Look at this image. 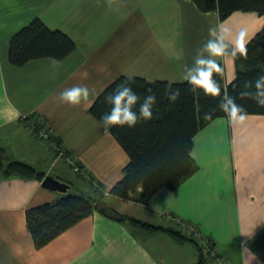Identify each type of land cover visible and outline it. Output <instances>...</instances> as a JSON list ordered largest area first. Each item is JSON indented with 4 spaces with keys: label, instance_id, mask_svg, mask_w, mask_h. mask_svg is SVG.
I'll return each mask as SVG.
<instances>
[{
    "label": "crops",
    "instance_id": "crops-1",
    "mask_svg": "<svg viewBox=\"0 0 264 264\" xmlns=\"http://www.w3.org/2000/svg\"><path fill=\"white\" fill-rule=\"evenodd\" d=\"M105 1L0 0L1 158L5 164L26 162L45 177L67 182L77 193L93 194V185L33 133L36 119L50 125L89 177L109 190L123 176L129 157L90 113L100 93L120 75L178 82L186 66H194L197 49L209 38L212 26L223 25L233 39L245 31L247 43L264 28V16L257 12L238 11L221 21L217 11L202 12L193 0H176L185 23L176 40L180 46L168 56L161 49V54L151 57L131 56L127 48L139 22L128 19L121 26L112 25L111 33L102 30L105 25L91 17ZM36 17L76 42V50L67 58L55 59L58 69L51 66L54 58L35 59L24 66L10 62L11 38ZM119 43L125 45L124 53L116 49ZM217 59L224 65L226 82L234 80L235 58ZM77 85L89 88V101L80 106L61 102L60 93ZM192 155L197 170L178 188H160L145 205L112 195L104 197V202L126 216L174 228L166 219L170 212L195 225L230 264H264V115H248L244 125H233L226 116L212 120L195 136ZM42 181L7 177L0 170V264L198 263L203 245L184 229L177 230L192 241H179L167 231L151 233L100 211L37 248L26 211L62 195L44 188ZM205 264L216 263L209 258Z\"/></svg>",
    "mask_w": 264,
    "mask_h": 264
},
{
    "label": "trees",
    "instance_id": "trees-1",
    "mask_svg": "<svg viewBox=\"0 0 264 264\" xmlns=\"http://www.w3.org/2000/svg\"><path fill=\"white\" fill-rule=\"evenodd\" d=\"M193 1L202 12L217 11L221 21L238 11L257 12L264 16V0ZM76 47V42L67 33L50 28L42 18L36 17L11 38L9 59L16 66H24L40 58L62 61L74 52ZM246 48L247 59L239 55L234 57L237 66L234 80L226 82L222 63H219L222 74H214V79L220 83L222 90L227 87L229 94L236 97L237 104L242 105L248 115H264V108L259 107L253 100H241L239 97L246 81H252L254 85L259 76H264V28L246 44ZM126 82L141 98L148 95L147 89L151 88L157 97V103L153 107L151 120H140L131 128L103 127L111 133L129 157L123 168V176L109 189V193L120 199L145 205L160 188L168 187L174 190L196 172L197 165L192 155L195 136L209 122L226 115L219 109V98L205 96L201 89L193 90L187 81L170 83L166 80L149 81L140 76L120 75L100 93L90 108V113L101 125L102 115L111 107L105 103V97L112 93L117 85ZM172 90L180 92L175 102H170L165 95L166 91ZM250 90L254 92L255 88ZM136 110L138 111V108ZM208 113L212 114L211 119H205V114ZM34 122L49 127L44 121L37 122L36 119ZM54 139L61 144L59 138L54 136ZM68 154L73 157L69 151ZM1 169L7 177H36L40 180L45 177V173L39 172L26 162L9 161L5 164L0 155ZM103 187L100 183L99 188ZM99 194L102 195L100 191ZM94 211H100L118 221H130L151 233L167 231L179 241H192L180 230L126 216L110 208L102 199L72 190L63 193L56 201L28 208L27 225L36 247L41 248ZM200 251L201 256L197 264H205L209 258Z\"/></svg>",
    "mask_w": 264,
    "mask_h": 264
},
{
    "label": "clouds",
    "instance_id": "clouds-1",
    "mask_svg": "<svg viewBox=\"0 0 264 264\" xmlns=\"http://www.w3.org/2000/svg\"><path fill=\"white\" fill-rule=\"evenodd\" d=\"M109 8L116 5L117 0H107ZM209 38L197 49L194 58V66L185 68L183 79L192 86L193 90L201 89L205 96L219 98V109L224 112L229 122L233 125H244L248 119V113L242 105L237 104L236 97L229 94L227 87L221 88L220 83L214 79V74H222L221 66L217 58L239 55L247 59V33L245 31L233 39L232 33L223 25L212 26L208 30ZM205 53L207 55H205ZM51 66L59 68V62L52 60ZM255 88V91L250 89ZM148 95L141 98L132 90L129 83L117 85V88L105 97V103L110 105V110L101 117V123L105 129L112 126L135 127L140 120L153 118V107L157 103V97L152 89H147ZM167 99L175 102L180 96L179 90L166 91ZM90 90L87 86H73L60 93L59 99L63 103L72 106H80L89 101ZM241 100L251 99L259 107L264 108V76H259L253 85L252 81H246L244 90L239 93ZM138 108V111L136 110ZM212 114H205V119H211Z\"/></svg>",
    "mask_w": 264,
    "mask_h": 264
},
{
    "label": "rangeland",
    "instance_id": "rangeland-1",
    "mask_svg": "<svg viewBox=\"0 0 264 264\" xmlns=\"http://www.w3.org/2000/svg\"><path fill=\"white\" fill-rule=\"evenodd\" d=\"M117 3L119 10L115 11L114 9L116 5L113 4V7L109 8L107 0L105 2H100V5L94 8L96 13L94 14V17H91V20L97 21L100 25H105V28H102V30L110 33L112 32V25L121 26L122 23L128 19L138 21L139 25H135L134 32H131V42L127 48L129 51L128 53L131 56L135 54H149L151 57L159 55V49L162 50L165 56H168L176 49V47L178 48L180 46L179 44L177 45L176 40L179 38V32L181 33L182 30H185V23L182 21V8L179 7L176 0H117ZM129 11L132 12L131 17H129ZM87 32H90V30ZM139 32H141V36L138 35ZM140 39H142L143 42H140ZM170 41H172V44H170ZM108 47L109 45L107 44L106 48ZM115 47L116 49H121L122 53H124L125 45L123 43L115 44ZM122 61L125 63V59H122ZM159 71L160 69H157L154 72V76H159ZM178 76L180 77L182 75ZM178 82L185 81L180 77ZM48 126L51 127L50 125ZM52 131L54 138L55 133L54 130ZM40 139L43 140L42 138ZM44 142L46 144L51 143L50 140H44ZM49 146L58 157L65 159L70 164L71 161H73L75 166H78L76 159H73V157L68 154L66 148L63 150L64 147L58 142V140ZM56 147H59L60 150L62 149L64 154L61 152L58 153ZM71 166L74 170V165L71 164ZM78 173L89 177L88 173L85 171H79ZM63 174L67 173L63 172ZM73 182L80 186L79 181ZM174 223L175 222L173 221V229H183L180 228L178 224ZM185 231L190 233L187 230Z\"/></svg>",
    "mask_w": 264,
    "mask_h": 264
},
{
    "label": "built area",
    "instance_id": "built-area-1",
    "mask_svg": "<svg viewBox=\"0 0 264 264\" xmlns=\"http://www.w3.org/2000/svg\"><path fill=\"white\" fill-rule=\"evenodd\" d=\"M32 131H33V133L37 134L43 140H50L51 143H48V145H50L52 143H55V141H56L53 138L52 130H50V128L47 127V126L37 125L34 122L33 123V127H32ZM56 149H57L56 151L58 153L61 152L62 154H64L62 152V149L60 150L59 147H56ZM63 150H65V148H63ZM71 164H73L74 167H75L74 171H78V172L82 171V172H84V169L79 164L76 163L78 166H75L73 161H71ZM83 177H84V175H83ZM171 217L173 218L174 222L179 225V218H177L175 216H171ZM187 224H189V227H190L194 237H196V239H198L200 241V243H202V245H203V247H202L203 253L208 258L213 259L216 264H230L224 257H221V255L219 254L217 248H215L214 245L211 244L210 240L201 231H199V229L195 225H192V224H190L188 222H185V225H187Z\"/></svg>",
    "mask_w": 264,
    "mask_h": 264
},
{
    "label": "bare ground",
    "instance_id": "bare-ground-1",
    "mask_svg": "<svg viewBox=\"0 0 264 264\" xmlns=\"http://www.w3.org/2000/svg\"><path fill=\"white\" fill-rule=\"evenodd\" d=\"M77 175H79L81 178H82V180H87L88 182H90L91 183V185H93V188H94V191H93V194H87V193H84V194H87V195H92V196H95L96 198H99V199H104V197H106L107 195H110V193H109V190H106L104 187L103 188H99V184L97 183V182H95L91 177H87V176H85L84 178H83V175H81L80 173H78V172H75ZM43 182V181H42ZM98 189H99V191L102 193V195L101 194H99V191H98ZM79 193H83V192H79ZM103 202H104V200H103ZM135 202V201H134ZM172 213H168V215H166V219L167 220H169L171 223L174 221L173 220V218L171 217L172 215H171ZM175 224V223H174ZM179 227L180 228H183V229H185V230H187V231H190L191 233H189V234H191V237H194V235H193V233H192V231H191V229H190V227H189V224H187V225H185V221L183 220V219H179Z\"/></svg>",
    "mask_w": 264,
    "mask_h": 264
},
{
    "label": "water",
    "instance_id": "water-1",
    "mask_svg": "<svg viewBox=\"0 0 264 264\" xmlns=\"http://www.w3.org/2000/svg\"><path fill=\"white\" fill-rule=\"evenodd\" d=\"M42 186L48 190L59 193H67L71 190V185L67 182L61 181L53 175H47L42 182Z\"/></svg>",
    "mask_w": 264,
    "mask_h": 264
}]
</instances>
